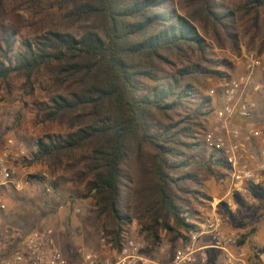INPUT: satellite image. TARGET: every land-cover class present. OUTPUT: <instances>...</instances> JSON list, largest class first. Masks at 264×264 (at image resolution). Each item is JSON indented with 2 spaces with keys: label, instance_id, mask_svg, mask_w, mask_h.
Wrapping results in <instances>:
<instances>
[{
  "label": "trees",
  "instance_id": "trees-1",
  "mask_svg": "<svg viewBox=\"0 0 264 264\" xmlns=\"http://www.w3.org/2000/svg\"><path fill=\"white\" fill-rule=\"evenodd\" d=\"M26 2L48 5L56 22L19 52L3 38L0 84L24 81L34 94L36 82L49 97L44 122L67 129L41 140L34 161L84 185L114 249L133 222L149 257L163 235L186 243L210 201L207 182L225 169L215 152L200 155L213 107L203 82L231 77L212 60L208 40L238 52L241 32L263 53L264 0ZM22 237L0 240V249L9 252ZM257 258L264 264V249Z\"/></svg>",
  "mask_w": 264,
  "mask_h": 264
},
{
  "label": "rangeland",
  "instance_id": "rangeland-1",
  "mask_svg": "<svg viewBox=\"0 0 264 264\" xmlns=\"http://www.w3.org/2000/svg\"><path fill=\"white\" fill-rule=\"evenodd\" d=\"M47 7L49 6L32 7L26 0H2L0 43L4 46L3 38L11 36L14 52H19L22 50L23 41L47 32L56 22L54 14H49L50 9ZM239 33L241 45L238 52H234L227 42L221 48L212 40H208L210 54L212 60L221 65L217 68L228 72L230 80L246 72L243 57L245 53L255 52L262 59L263 69L255 72L245 99L254 105L253 127L260 131L264 138V52L259 53V46L250 50L247 46L248 39H244L243 33ZM224 83L226 82L209 78L203 85L209 95L211 89H220ZM43 84L46 86L45 82ZM34 90L33 94L29 88H25L24 81H13L10 87L0 84V154L3 155L8 148V141L13 140L9 161L14 162L10 167L15 169L23 180L20 190L12 185L0 187V195L8 205L5 213L8 217L1 230L6 234L7 241L16 236L18 231L28 235L34 230H48L57 244H61L64 255V250L68 254L76 253L79 258L76 264H85V257L89 254L98 256L99 264H105L108 260L115 262L116 258L106 260L102 254L107 252L111 255L119 251L114 249L109 241L105 247L102 245L103 236L110 240L108 229L105 220L97 215L93 198H86L84 185L75 184L69 175L63 176L62 173L52 175L47 165L34 161L33 154L37 152L41 140L48 137L58 140L67 133L66 128L44 122L45 106L49 97L36 82ZM235 123L239 124L236 120ZM210 153V150L203 147L200 155L207 158ZM44 174L48 178L44 177ZM226 181H228L226 170L219 169L218 175L207 182V193L217 199L225 197ZM259 190L264 193V184ZM241 199V203L233 199L232 204L237 207L235 213H232L227 205H221L220 215L223 224L224 226L228 224L224 230L240 235L242 241L236 251L245 254L246 264H260L257 253L264 249V195L263 198H256L247 194ZM225 201H228V198ZM206 206L208 202L202 209L204 214L208 213ZM78 222L79 227L75 232ZM133 224H136V228ZM133 224L127 236L145 244L139 234L137 222ZM93 230L97 235V244L94 242ZM80 233H84L83 239ZM84 240L87 246H79ZM7 241L2 245L5 246ZM181 241L182 245L172 244L169 238L163 235L161 245L167 247L165 254L169 262L174 253L186 244ZM220 254L224 261L221 252ZM155 258L159 260L157 256Z\"/></svg>",
  "mask_w": 264,
  "mask_h": 264
},
{
  "label": "built area",
  "instance_id": "built-area-1",
  "mask_svg": "<svg viewBox=\"0 0 264 264\" xmlns=\"http://www.w3.org/2000/svg\"><path fill=\"white\" fill-rule=\"evenodd\" d=\"M246 72L236 78H231L220 89H211L209 97L213 107L209 117V126L204 135L205 147L215 152L217 159L224 164L228 178V196L244 197L249 189L259 190L264 184V138L262 133L253 127L254 105L246 101V91L251 84L256 71L263 69L262 59L255 52L243 55ZM247 121L243 127L235 120ZM13 140L8 141L7 149L0 154V186L12 185L20 190L22 178L15 169L10 167L11 148ZM263 145L262 148H259ZM44 177H47L44 174ZM48 178V177H47ZM223 200L213 199L210 212L206 215L199 232L190 236L186 244L178 249L167 264H208L209 249L222 253L224 264H246V256L237 252L241 237L224 230L220 215ZM227 207L235 213V206L229 200ZM6 200L0 195V240L4 244L6 234L1 230L4 223L3 215L7 212ZM210 236L208 247H200L201 236ZM103 236V235H102ZM14 237V236H12ZM11 237V238H12ZM10 238V239H11ZM9 240V239H8ZM21 244L8 252V248L0 249V264H70L58 246L52 233L48 230H34L20 239ZM108 237L103 236L101 243L105 247ZM143 242L126 238L115 262L105 264H163L145 254ZM85 264H99L98 256L87 255Z\"/></svg>",
  "mask_w": 264,
  "mask_h": 264
},
{
  "label": "crops",
  "instance_id": "crops-1",
  "mask_svg": "<svg viewBox=\"0 0 264 264\" xmlns=\"http://www.w3.org/2000/svg\"><path fill=\"white\" fill-rule=\"evenodd\" d=\"M242 121L243 122H245V123H247V121H244V120H239V119H237L236 120V122L237 123H242ZM263 147V145H260L259 146V148H262ZM14 162V161H13ZM12 162V163H13ZM6 185H3V186H0V187H5ZM226 188H227V194H226V196L225 197H221V198H219V199H217V197H215L214 195L213 196H210V198H212L210 201H208V206H207V209H208V213L210 212V207H209V205H210V203L212 202V200L213 199H217V200H223L224 201V204L223 205H227L226 203L230 200L231 202H233V199H236V198H231V197H229L228 196V181H226ZM240 198H241V196H239ZM226 198H228V201H225V199ZM237 200V199H236ZM235 206V210H236V205H234ZM221 208V207H220ZM207 213V214H208ZM207 214H204L203 213V211H202V213H199L198 215H196V221H194L196 224H198V225H201V223L203 222V220H204V218L206 217V215ZM8 217V215L7 214H4L3 215V219H4V221L6 220V218ZM136 224H133V227L134 228H136V226H135ZM76 226H77V228L75 229V232H77V229H78V227H79V222L76 224ZM228 226V224L227 225H225L224 227L226 228ZM83 229V228H82ZM86 230V229H85ZM84 233H85V231H84ZM84 233L83 234H81L80 233V235H82V239H83V237H84ZM96 237H97V235L94 233V230H93V238H94V242H95V244H97V240H96ZM182 241L180 240L179 242H177V244H181L182 245ZM211 243V238H210V236H207V235H204V236H201V238H200V241H199V246L200 247H208L209 246V244ZM59 247H60V249L61 250H63L62 249V246H61V244L60 245H58ZM79 246H87L86 245V243H85V240L83 241V243H81ZM166 249H167V247H165V246H162V245H160V247L157 249V251L154 253L155 255H153V256H151L152 258H154L155 260H157L155 257L157 256L158 257V259L159 260H157V261H159V262H161V263H163V264H167V263H169V261H168V258H167V254H165V251H166ZM75 251V250H74ZM208 251V254H209V262H208V264H224V262L222 261V259H221V254H220V252L219 251H216V250H212V249H209V250H207ZM64 252H65V257H67L66 259L69 261V263L70 264H76L77 262H79L78 260H79V258H78V256H76V253L75 252H70L69 254L68 253H66V251L64 250ZM102 252V251H101ZM102 254H104L105 255V259L106 260H108L109 258H112V257H114V258H117V255H118V253L117 252H114L113 254H108L107 252H102ZM244 254V253H243ZM116 256V257H115ZM155 256V257H154ZM116 260V259H115ZM161 260V261H160ZM109 261V260H108Z\"/></svg>",
  "mask_w": 264,
  "mask_h": 264
}]
</instances>
